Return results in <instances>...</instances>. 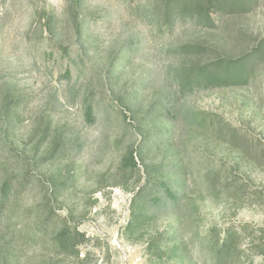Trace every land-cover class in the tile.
<instances>
[{
  "label": "rangeland",
  "instance_id": "obj_1",
  "mask_svg": "<svg viewBox=\"0 0 264 264\" xmlns=\"http://www.w3.org/2000/svg\"><path fill=\"white\" fill-rule=\"evenodd\" d=\"M160 1L0 0V264H264V0L168 24ZM257 49L248 84L183 87Z\"/></svg>",
  "mask_w": 264,
  "mask_h": 264
},
{
  "label": "trees",
  "instance_id": "obj_2",
  "mask_svg": "<svg viewBox=\"0 0 264 264\" xmlns=\"http://www.w3.org/2000/svg\"><path fill=\"white\" fill-rule=\"evenodd\" d=\"M159 4L163 7L167 24L170 17L173 18L175 14L193 16L203 23H208L207 21L212 19L211 12L213 11L246 14L253 7L250 0H161ZM211 50L213 49L211 48ZM258 50L238 58L218 55L206 61L183 63L178 69L179 77L184 84L183 87L196 89L246 85L257 75L258 58L260 60L262 58L261 52ZM180 52L191 56L195 54L201 58L209 54L207 46L202 43L184 44L181 46ZM87 115L89 118L94 116V109L91 105L88 106ZM130 155V158L127 156L124 159L125 165H135L134 151H131ZM14 189L15 185L11 179L3 182L1 188L3 195L9 196ZM168 193L172 197L175 195L172 190H169ZM228 233V236L220 242L217 250V257L220 260L227 255L231 256L237 244V233L234 231H228ZM83 236L78 230L73 231L69 225H65L56 234L55 240L60 250L79 257L78 246L82 243Z\"/></svg>",
  "mask_w": 264,
  "mask_h": 264
}]
</instances>
